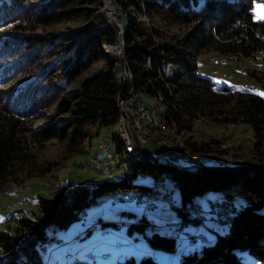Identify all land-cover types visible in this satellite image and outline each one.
<instances>
[{"label": "trees", "instance_id": "1", "mask_svg": "<svg viewBox=\"0 0 264 264\" xmlns=\"http://www.w3.org/2000/svg\"><path fill=\"white\" fill-rule=\"evenodd\" d=\"M23 1L0 0V27L9 24V29L4 28L0 35V85L21 75L9 91H0V185L14 179L12 172L16 164L30 159L25 133L30 131L41 140L56 138L62 141L67 155L79 153L96 127L118 123L119 102L131 89L160 103L161 119L167 125L174 124L177 131L190 127L194 120L247 124L253 132L252 148L263 163L250 167L184 168L154 162L153 155L139 154L141 158L137 159L132 153L134 158L127 161L130 167L119 181L104 180L93 185L67 181L59 183L52 196L37 195L36 213L17 216L11 231L0 229V264H44L38 249L56 238L48 230L66 227L81 218L84 209L107 192L132 189L154 197L151 187L133 184L132 179L138 173L159 177L162 171L174 178L180 195L181 204H171L180 221L173 222L174 227L187 223L199 225L190 217L187 206L197 201V195L209 190H220V199L230 200L236 193L246 200L233 214L225 233H216L213 241L198 249L181 251L174 264H247L243 250L264 264V214L259 212L264 205V97L228 86L216 90L210 78L196 69L198 55L210 50L228 57L261 54L264 62V20L253 17V0H114L125 18L122 77L116 68L117 60L108 59L101 51V44L118 42L120 29L103 20L98 10L100 0H44L31 15L22 6ZM72 2H89L94 6L65 8ZM54 3H59L60 8L51 12ZM40 14L52 15L53 21L83 15L84 19H95L97 23L52 41L42 54L50 59L44 63L34 55L32 43L14 34L31 29L30 22ZM142 16L184 31L166 35L160 26L146 24ZM101 54L104 63L59 100L58 111L67 113L63 123L47 124L32 131L27 115L46 103L44 98L49 92L61 93L71 77ZM170 63L178 66L176 75L166 74ZM250 75L264 88V69L251 71ZM113 139H117L115 134ZM185 144L181 150L187 153H208L219 146V141L185 140ZM120 145L117 139V155L125 157V152H130ZM47 171L48 168H43L39 173ZM164 223H152L142 215L127 225V231L142 233L151 249L175 252L179 243L172 232L169 235L162 232L163 228L172 227ZM97 224L86 232L95 230ZM104 233L106 229L102 228ZM143 254L138 261L126 255L115 264H159L152 253Z\"/></svg>", "mask_w": 264, "mask_h": 264}, {"label": "rangeland", "instance_id": "2", "mask_svg": "<svg viewBox=\"0 0 264 264\" xmlns=\"http://www.w3.org/2000/svg\"><path fill=\"white\" fill-rule=\"evenodd\" d=\"M42 2L44 0H24L22 6L31 15L33 10H36ZM77 3H68L69 5L65 8L77 5L94 6L93 3L89 2ZM100 3L98 10L103 15V20L117 25L120 32H123L125 18L121 10L114 4V0H110V4H106V0H100ZM257 5L264 6V0H253V17L264 20V7L259 9L261 17L258 18L257 10H255ZM59 6V3H54L50 11L59 9ZM107 6L110 8L109 11L106 9ZM51 17L50 14H40L34 21L30 22L31 29L21 33L14 32L15 36L25 37L26 41L34 45V55L42 58L44 63L49 62L50 59L44 58L42 54L52 41L64 38L70 31L82 30L97 23L95 19H84L83 15L56 21H53ZM142 20L146 24L154 23L160 26L161 29L165 30L166 35L181 34L184 31L181 27L165 26L157 19H148L146 16H142ZM4 28L5 30L9 29V24L0 27V35ZM114 45L118 46L114 52H110L108 49L115 46L108 44H101V51L108 59L117 60L116 68L122 77V65L124 64L122 50L118 42ZM103 63L104 57L101 54L96 60L71 77L61 88V93L49 92L44 98L46 103L27 115L31 130L39 129L47 124L58 126L63 123L67 113L58 111L59 100L75 90L83 77ZM196 69L201 75L210 78L216 90L220 89L221 86H228L231 89H239L264 97V88L250 75L251 71L258 72L264 69L261 54L253 57H228L210 50L198 55ZM177 72L178 66L170 63L166 69V74L173 76ZM20 79L21 75H16L13 80L0 85V91H9V88ZM139 99L143 100L144 104L141 100L142 105L147 108L153 107L156 113L162 117L160 103L144 97L142 94ZM163 122L157 129L150 130L146 137L149 140L148 145L168 154L169 147L167 145L170 144L166 140L173 142L178 148L174 150L180 156V160L185 162L184 164L195 163L200 168V166L210 165L250 167L263 163L255 155L252 148L253 132L247 124L194 120L190 127L177 131L174 124L167 125L164 120ZM117 128L118 123L96 127L94 135L84 141V150L74 155H67L62 141L56 138L41 140L33 136L30 131L25 133L26 150L30 159L16 164L12 172L14 179L0 185V229L11 231L17 216L36 213L37 195L52 196L59 183L71 181L76 185H93L104 180L119 181L122 179L121 173L127 170V165H123V163L133 159L134 155L127 153L124 158L122 155H117L116 140L113 139L114 134L116 136ZM162 133L163 135H161ZM211 138L219 141V146L214 148L212 152L190 154L181 150V148L186 147L185 140L200 142L208 141ZM104 144L107 145L106 150L101 147ZM166 158L177 163H173L174 165L181 164L179 160ZM109 159L114 163L113 168L105 167V163ZM43 168H48V171L40 174L39 172ZM159 177L163 179L162 183H155L154 177L150 173H138L133 177V184L145 185L153 189L154 197H147L142 191L137 192L138 199L144 201L140 204H135L136 194L132 189L107 192L99 195L95 202L88 205L81 218L66 227L48 230V233H52L56 238L38 249L44 264H115L117 259H123L126 255H132L135 261H138L144 255L141 248L142 244H146L145 239L143 234L136 230L129 233L127 225L130 222L138 221L142 215L148 221L158 225L164 222V225L168 223L171 225L178 219L176 210L171 206V204L174 206L181 204L175 180L165 171L160 172ZM221 195L220 190H209L197 195L196 200L203 210L207 211L208 207L211 206L210 201L219 200ZM226 201L229 206L225 208L230 212L232 218L233 214L246 203L245 198L236 193L230 200ZM152 203L157 205V209H145L144 204ZM259 212L264 214V205L259 209ZM106 220L109 222L100 227L99 223ZM96 222L98 223L96 229L92 230L91 228L90 231L86 232L87 228ZM196 222L201 225L187 223L179 227L163 228L162 232L167 235L173 231L176 242L179 244L175 252L150 248L151 253L152 251L155 253L151 255L159 264L176 263L181 251L198 249L200 245L213 241L216 233H225L228 229L227 224H218L209 218L203 223L204 225L199 221ZM178 223L180 221L177 220L176 224ZM102 228L106 229V233L102 234ZM189 233L196 236L200 233L204 234L206 241L199 239L195 244H190ZM242 253L247 264H260L247 251L243 250Z\"/></svg>", "mask_w": 264, "mask_h": 264}, {"label": "bare ground", "instance_id": "3", "mask_svg": "<svg viewBox=\"0 0 264 264\" xmlns=\"http://www.w3.org/2000/svg\"><path fill=\"white\" fill-rule=\"evenodd\" d=\"M109 1L110 0H106V4H110ZM112 46H115V47H109L108 50L110 52H114L116 48L118 49V46H116V45H112ZM126 76H127V74L125 73L124 79ZM140 95L141 94H139V92H135L131 89L128 91V94L126 95V97L123 98L119 102L120 117H119V121H118L117 133H116V138L121 142V144L123 146L122 147L120 145L121 148L125 149V151H127V152L133 153L137 159L141 158V155H139V154H141V153H139L140 150L136 146L135 142L131 138H128V135H129V137L146 138L148 136V134L150 133V130L151 131L155 130L163 124V120L161 119L159 114L156 113V111H155V109H153V107L147 108L144 105H142L143 100L139 99ZM141 100H142V103H141ZM136 107H143L144 112H146V116H148L150 118L151 122L142 123L139 120V111ZM126 126H128V129ZM140 130L142 131L141 133L139 132ZM166 142L168 144H170L171 146H173L174 149H178L176 144H174L173 142H170L168 140H166ZM101 147L103 148V150L107 149V145H105V144L102 145ZM125 154H127V153L125 152ZM125 154H124V156H125ZM153 159H156L157 162H168L171 164L176 163V162H172V161L168 160L166 157H161V156H154L152 158V160ZM124 164L127 165V170H125L123 173H126L130 166L128 167V162H127V164L123 163V165ZM106 166H107V161L105 163V167ZM109 166H110V168L114 167V163L110 159H109ZM179 166H182L184 168H186V167L195 168L198 165H196L195 163H192L189 165V164H184L183 162H181V164ZM223 201H224V209L226 210L227 208H225V207L229 206L227 204V201L226 200H220V199L219 200L215 199V200L210 201L211 206L208 207L209 209H207V211H204L202 206L198 207V211H196V206H189L187 208V210L189 211L190 217H192L196 221H199L202 224L206 220H208V218L213 220L214 222H216L218 224H229V223H231V221L233 219L229 211H228L229 214L227 215V218H225L221 221L214 219V211H209V210H215L216 202H223ZM207 214H208V216H207ZM165 225L170 226L169 223L165 224ZM202 236H204V235H202L200 233L197 236L194 235V236L190 237L189 240H197ZM201 240L204 241V240H206V238L201 239ZM194 243H196V242H194Z\"/></svg>", "mask_w": 264, "mask_h": 264}, {"label": "built area", "instance_id": "4", "mask_svg": "<svg viewBox=\"0 0 264 264\" xmlns=\"http://www.w3.org/2000/svg\"><path fill=\"white\" fill-rule=\"evenodd\" d=\"M136 108L139 111V120L142 123L151 122L150 118L148 116H146V112H144L143 107H136ZM126 127L128 129V126H126ZM128 138H131L135 142V144L138 147V149L140 150L141 154L168 157V158L176 159V160H179V161L185 163L184 161L180 160V156L177 155L173 146H171V145L166 144L169 147V153L167 154V153H163V152L158 151L155 148L149 146L148 145V141H149L148 138L129 137V135H128ZM158 144H161V143H158ZM106 168H110L109 160H107ZM122 175H125V173H122ZM162 180L163 179H161L160 177L154 178V181H157L158 183H162ZM134 193L136 194L135 204H140L141 202H144V201H141L138 199V193L136 191H134ZM120 200H122V199H120ZM189 206H196V211H198V207L200 205L198 204L197 201H193L189 204ZM144 207H145V209H148V210L157 209V205L155 203L144 204ZM209 211H214V219L218 220V221H221V220L227 218V215L229 214L228 210L224 209V201L223 202H216L215 210H209ZM101 232H102V229H101ZM204 238H205V236H202L199 239H204ZM199 239L189 240V242H190V244H194V242H197Z\"/></svg>", "mask_w": 264, "mask_h": 264}, {"label": "crops", "instance_id": "5", "mask_svg": "<svg viewBox=\"0 0 264 264\" xmlns=\"http://www.w3.org/2000/svg\"><path fill=\"white\" fill-rule=\"evenodd\" d=\"M123 200V199H122ZM200 225V224H199ZM172 232V234H174L173 233V231H171ZM189 234H191V233H189ZM204 235V234H203ZM205 236V235H204ZM175 237V236H174ZM145 243L146 244H142V248H141V250L144 252V253H147V254H150L151 253V249H150V246H149V244L145 241ZM195 244V243H194ZM131 245H133V243H131ZM131 250H133V248H131ZM129 252H132V251H129ZM152 254H155L154 253V251H152ZM106 259V258H105ZM105 259H103V260H105Z\"/></svg>", "mask_w": 264, "mask_h": 264}, {"label": "water", "instance_id": "6", "mask_svg": "<svg viewBox=\"0 0 264 264\" xmlns=\"http://www.w3.org/2000/svg\"><path fill=\"white\" fill-rule=\"evenodd\" d=\"M108 11L110 10V8H106ZM118 44H119V47L120 49L122 50L123 48V35H122V32L119 31V35H118ZM154 162H156V159H153Z\"/></svg>", "mask_w": 264, "mask_h": 264}, {"label": "snow or ice", "instance_id": "7", "mask_svg": "<svg viewBox=\"0 0 264 264\" xmlns=\"http://www.w3.org/2000/svg\"><path fill=\"white\" fill-rule=\"evenodd\" d=\"M261 7H264V6H260V5L255 6V10H257L258 18L261 17V14H260V12H259V9H260Z\"/></svg>", "mask_w": 264, "mask_h": 264}]
</instances>
